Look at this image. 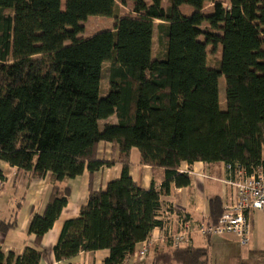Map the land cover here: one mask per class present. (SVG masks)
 I'll use <instances>...</instances> for the list:
<instances>
[{
	"label": "trees",
	"instance_id": "trees-1",
	"mask_svg": "<svg viewBox=\"0 0 264 264\" xmlns=\"http://www.w3.org/2000/svg\"><path fill=\"white\" fill-rule=\"evenodd\" d=\"M162 2L0 0V163L33 178L50 175L53 184L44 213L29 226L35 244L21 256L0 244V264L40 263L41 241L68 204L62 182L115 164L99 159L102 143L118 147L121 176L105 191L91 189L79 217L64 224L57 262L109 250L103 264H127L155 230L164 240L163 197L173 185H191L182 164L222 163L232 176L264 168V0H169L167 9ZM91 17L115 18L114 30L80 38ZM106 64L110 88L101 98ZM113 116L116 123L101 131ZM132 149L143 165L164 171L160 189L133 181ZM210 204L216 223L222 202ZM13 226L0 223V233ZM165 241L168 249H156L150 264H209L207 250L191 241Z\"/></svg>",
	"mask_w": 264,
	"mask_h": 264
},
{
	"label": "crops",
	"instance_id": "crops-1",
	"mask_svg": "<svg viewBox=\"0 0 264 264\" xmlns=\"http://www.w3.org/2000/svg\"><path fill=\"white\" fill-rule=\"evenodd\" d=\"M98 156L100 160L106 162L113 160L115 164L110 168L104 167L92 175L85 171L82 176L66 180L60 185L69 190L68 204L53 228L41 241V249L45 254L39 264H103L110 257L109 250L80 253L68 262H57L54 255V248L59 242L64 224L79 217L81 209L87 203L90 190L105 191L111 181L121 176L122 166L118 164V147L102 143ZM130 164V175L139 187L144 190H150L152 187L161 188L165 179L164 171L143 165L139 150H131ZM0 170L4 177V180L0 181V223L14 225L6 233H0V244L6 254L12 252L21 256L27 247L33 246L36 242L35 235L29 233V226L35 215L44 213L52 194L53 184L50 175L42 179L33 178L29 173L19 172L5 163H0ZM180 173L189 174L191 185L186 188H177L173 185L170 194L163 197V218L168 221V226L173 231H179L182 218L195 223L213 224L210 204L213 199L221 200L223 210L236 203L237 191L226 183L228 174L224 164L210 165L201 162L192 166L182 164ZM170 208L174 212H170ZM249 217L253 225L252 237L248 249L243 253V260L264 257V211H252ZM152 236L157 238L158 242L149 257L144 260L146 264L151 263L156 249L165 250L169 245L162 239L161 230H155ZM233 243L236 244L237 241L232 236L204 237L196 234L191 238L190 245L207 250L210 264L216 252L226 249ZM139 247L140 244L136 250ZM134 260L137 262L135 257ZM130 261L127 264H130Z\"/></svg>",
	"mask_w": 264,
	"mask_h": 264
},
{
	"label": "built area",
	"instance_id": "built-area-1",
	"mask_svg": "<svg viewBox=\"0 0 264 264\" xmlns=\"http://www.w3.org/2000/svg\"><path fill=\"white\" fill-rule=\"evenodd\" d=\"M264 157V150H263ZM227 168L228 178L226 183L237 191V201L233 206L224 209L223 214L216 223H195L186 218L180 222L178 232L169 228L165 239L172 240L174 246H184L190 243L191 238L198 234L204 237L232 235L236 237L242 247H248L252 237V221L249 217L252 211H264V168L248 175L243 170H238L234 176ZM158 239L151 238L143 242L135 252V259L145 260L154 250Z\"/></svg>",
	"mask_w": 264,
	"mask_h": 264
},
{
	"label": "rangeland",
	"instance_id": "rangeland-1",
	"mask_svg": "<svg viewBox=\"0 0 264 264\" xmlns=\"http://www.w3.org/2000/svg\"><path fill=\"white\" fill-rule=\"evenodd\" d=\"M64 2L65 0H63V6H64ZM168 2L169 0H163L162 7L164 9L168 8ZM181 12L186 16L192 15L191 8H189L188 6H183L181 8ZM115 23H116L115 18L91 17L87 22L81 23V25L85 27V33L82 34L80 38H91L102 32L113 31ZM66 45H70V43L68 42ZM159 50H160V45L158 40V32L156 31L154 38V52H153L154 59H156V55L159 53ZM220 59H221L220 54L210 55L208 65L212 68H217ZM109 67L110 64H106L104 66L103 78L100 85L101 98H105L109 92V88H110L109 78H108ZM225 87H226L225 78L221 77L219 80V100H220L221 110L223 111L226 110ZM112 121L116 122L117 118L113 116L112 119L101 121L99 124L100 130L102 131L107 124H112ZM226 236H232V235H226ZM226 236H214V237H226ZM234 238L236 239V237ZM236 241H237L236 244L233 243L231 244V246H228L226 249H223L220 252H216L217 254L212 256L210 264H264V257L262 256H260L258 259L254 258V259L243 260V253L246 252L248 247H242L237 239ZM130 264H146V262L144 260L141 261L137 260L136 262L133 258L130 261Z\"/></svg>",
	"mask_w": 264,
	"mask_h": 264
}]
</instances>
